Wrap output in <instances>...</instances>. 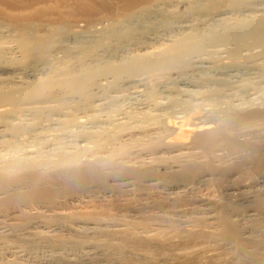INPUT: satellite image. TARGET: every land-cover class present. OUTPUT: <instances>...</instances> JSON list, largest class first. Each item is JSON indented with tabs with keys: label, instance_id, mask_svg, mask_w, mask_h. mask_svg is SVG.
Returning <instances> with one entry per match:
<instances>
[{
	"label": "bare ground",
	"instance_id": "6f19581e",
	"mask_svg": "<svg viewBox=\"0 0 264 264\" xmlns=\"http://www.w3.org/2000/svg\"><path fill=\"white\" fill-rule=\"evenodd\" d=\"M195 1L191 3L190 6L192 7L189 6V8L190 10L194 9L196 13L203 10L202 5L207 1L210 9L219 10L215 15L219 16L217 20L228 18L230 14L229 18H234L232 23L227 22L222 25L223 35H212L210 37L212 42L247 44L250 39L254 41L255 39L256 41L259 40V38L262 39L264 13L260 14L257 19L244 14V12L239 10L241 0ZM171 2L172 0H0V37L2 40L9 38L5 31L12 34L10 36H13L12 39L17 42L20 54L23 55L22 58L25 62L27 61L25 65L31 69L38 62H42L43 59L41 60L42 56L40 53L45 44L47 45L48 43L49 45L55 39V36L59 32L65 31L66 27L72 25L74 19L78 16L86 17L87 23L89 22L87 25L92 24L90 27L100 24L105 27L106 24L108 26L111 25V22H115L111 25V27L114 26L115 28L118 23L123 24L125 21H128L129 24H133V21H135L134 24H142L146 18L150 19L157 13L164 12L163 7H169ZM256 9L254 12H259V9L261 10L263 7H256ZM213 14L215 12H212V16ZM196 15L199 16V14ZM157 23L159 24V22ZM226 30L227 32L225 33ZM2 32H4L6 38H3ZM199 36L189 35L186 38H178L168 48L155 55L156 61L155 58L154 61L147 63L144 60L143 62L146 63L143 66L144 70L150 68L148 70L150 71L152 69L150 65L161 68L172 66L173 70V60L180 59V57L183 59L191 52L193 53V51L200 52L192 43ZM261 39L260 43H262ZM192 48L195 49L188 51V49ZM135 59H132V61L136 64L138 58ZM143 62L141 61V63ZM35 68L29 71L36 73L37 69L35 70ZM127 68H124L125 72ZM128 69L130 71V67ZM131 70L130 73L133 72L131 73L132 76L138 73V70L135 69L137 72L134 74L133 65ZM142 71L141 69L139 72L143 74L147 70L143 73ZM253 71L254 69L241 70L237 66H228L226 71L220 70L218 73L221 76L228 77L227 81L231 82L239 78L241 74L254 73ZM127 72L126 74L129 73ZM1 74L3 75V73ZM31 75H33L32 72ZM19 79L21 80L19 83L24 84L34 81V79L33 81H25L27 79L22 80L20 77ZM182 79L187 84L190 83V85L195 81L189 76H185ZM35 84H37L36 82L34 86H37ZM144 91H146L145 97L148 100L153 99L158 94H156V90L153 87L152 89L150 87L147 90L144 89ZM40 96L43 95L40 94L30 98L37 100L39 97L40 100ZM39 100L37 102L41 103L42 101ZM23 101L21 102L23 103ZM22 103L18 104L22 105ZM24 103L27 104V102ZM18 104L2 103L0 104L2 108L0 112H11L13 108L9 106L18 107ZM201 113L193 111L188 112L184 116L181 115L182 117L177 116V118L175 116V118L173 116L174 118H166L160 126L147 128L139 126L137 128L135 126L123 132L122 144H119V146L117 144L115 148L112 145L111 147L114 148V151L110 147L111 152L108 150L109 146L104 145L106 144L105 142L104 144L100 143L101 147L93 148L89 146V143H93L92 140L82 134H78V136H81V138L78 137L80 140L83 138L82 143H79L81 148L70 151L69 153L72 154L62 155L56 165L49 161H44L49 159L45 154L51 152L46 149H34L32 146H37L34 143L26 145L29 148H25L26 150L23 152L24 155L22 157L17 152L19 154L16 153V158H6V154L15 151L16 146L13 147V138L18 135H23L22 137H24L32 134V132L27 130L26 127L28 125L26 127L12 128L16 123L0 121V264H38L42 257H39L41 258L40 260L37 259L39 260L38 262L31 258L37 243H43V245L48 243L45 247L51 245L53 248L55 247L56 251L64 250L68 245H73L76 248V246L78 247L81 244H86L88 248L98 249L97 251L105 249V253L110 251V256L108 255L109 253L104 254L103 257L108 255L105 259L94 254L95 251L91 250L92 255L85 252L89 255L87 257L84 256V259L81 257L75 262H73V259L72 261L68 260L69 254L65 255L67 253L63 252V254L59 251L60 255L56 254L58 257H55V259L57 258L55 263L60 261L58 262L60 264H101L103 261L109 262L119 259L117 258L118 256H123L122 259L125 260L127 258L126 262L129 261V264H137L139 262L141 264H216L219 261H222L221 263L223 264H264V205L254 206L252 215L255 214V216L251 219L253 221H251V227L245 231L240 229L242 228L240 227L242 223L239 226L236 221L238 219L235 220L234 218L235 223L232 219L233 217L231 218L232 213L235 214L237 212L238 214V210L235 207L236 204L234 203L235 205H233L229 198L233 196H236V198H239V196L243 197L245 191L237 188L240 179H228L231 173L235 174L234 172H236L238 175L237 172L245 170L242 169L243 164H246V166L247 164L252 165L250 167L255 170L254 173L261 170L263 172L264 132L256 130L252 135L250 134L248 140H240L234 125L237 126L239 123L252 118L263 119L264 112L258 110L249 114H236L228 117L222 124L214 123L212 119L209 121L204 120L206 116L203 115V117ZM88 115L87 113V115L84 114L83 116H87L86 119L88 120ZM77 117L72 121L76 119L77 122ZM89 119L91 118L89 117ZM80 121L82 122L83 120L80 119ZM70 141H66L68 142L67 144H70ZM76 141L79 142L78 140ZM129 141L133 144L131 147L138 148L136 152L139 151L140 153L141 151L140 154L148 152L151 155H149L151 161L146 159L149 162L146 160L144 162L141 161L142 157H138L140 158L139 162L137 164L132 163L134 156H131V154L133 155L132 152L135 149L132 147L134 149L132 152L128 149L130 144L128 143L129 146L125 144ZM58 142L59 140H57V143L54 140V145L58 144ZM67 144L64 147H68ZM132 148L131 150H133ZM224 151L227 155L233 154V157L237 156L235 157L237 159H233V161L230 157L229 159L231 160L228 162V156H226L227 160L224 159ZM222 160H226L228 163H223ZM241 173L243 174L244 172L239 174ZM215 176H217L215 181L219 187V189H216L217 191L213 188L212 190L210 187L214 193L211 192L208 196H205V193H203L204 196L194 193V191L201 188L199 187L200 185L207 186L211 184L209 183L211 180V182L215 183L213 181ZM227 187H231L236 191L223 192ZM196 188L197 190H195ZM104 190V193H106V190L112 191L118 197L123 198L115 197V199L114 195L110 194L109 196L115 199L114 202L116 204L121 201L123 203L124 199L127 202L128 196H134L136 203L130 204L127 202L128 206L126 209H128H125L126 212L124 213L123 211V214L121 212L115 214H108L107 212L97 213V211L95 213L83 212L84 214H82L79 209L81 214L71 213V211L48 213L51 207L54 206L56 209V204L63 197L73 206H79L81 203L85 205V203L88 204V202L93 201L91 198L98 196L101 193L100 191ZM262 191L264 193V188ZM153 195L164 200H159L160 198L158 199V197L154 199ZM224 198H227L232 203L227 202ZM255 198L254 201L257 204L261 201L262 196ZM126 202L123 204L125 205ZM60 204L63 203L61 202ZM123 204L121 205L120 203V206H124ZM151 207L152 209L154 207L157 208V212L154 214V211V215L148 217L150 215L146 214V211H149L148 209ZM119 208L118 210H121ZM122 210L124 209L122 208ZM143 211H145L146 216L145 214L142 216L141 212ZM140 214L142 217H139ZM78 223H83L84 227L90 226L91 230L101 232L102 235L105 233V236L109 238L105 237V239L99 240L97 239L98 237H94L96 239H87L88 237L83 238L82 236L81 239L78 237V233L80 231L82 233L83 229H79L82 226L78 225V227ZM186 225H190V229H188V226L187 231L185 229L180 230L184 233L180 235L178 229L186 228ZM41 226L43 227V232L39 229ZM54 227H65L74 231L77 237L70 238V235L69 238L62 237L61 234H57ZM30 228L34 229L29 230ZM62 231L64 233V229ZM172 231L177 232L179 235H169V232ZM246 231L247 235H245ZM100 239L102 238L100 237ZM32 246L33 251L30 250ZM217 246L222 248V250H218H221L222 253L217 252ZM185 251L186 254L183 255ZM213 251L215 254H213ZM201 254L203 255L201 256ZM203 258L205 261H203ZM105 263L108 264L107 262Z\"/></svg>",
	"mask_w": 264,
	"mask_h": 264
},
{
	"label": "rangeland",
	"instance_id": "374dc122",
	"mask_svg": "<svg viewBox=\"0 0 264 264\" xmlns=\"http://www.w3.org/2000/svg\"><path fill=\"white\" fill-rule=\"evenodd\" d=\"M193 1L196 2L195 0H192L191 2L190 0H172L170 3L172 4L171 6L169 4V7H163L164 12H159L150 19L146 18L145 22L142 24H134L135 21L132 22L133 24H129L128 21H125L123 24H115L117 25L115 28L114 26L111 27V25L115 22H111V25L108 26L106 24L105 27H103V24L90 27L92 24L90 23V25H87L89 22L87 23L86 17L78 16L74 19L72 25L66 27L65 31H62V33L59 32L55 36V39L51 41L52 43L50 42V46L47 43L43 49L41 47L42 50L40 54L42 56L41 60H43L42 62L40 61L37 63L35 66L36 68L33 67L35 70L37 69L36 73L29 71L33 68L30 69L25 65L27 61L25 62L22 58L23 55L20 54V49L18 48V44H16L17 42L12 39L13 36H10L12 34L5 31V34L7 36L9 35V38H11L9 39L8 37L6 38L4 32H2L3 38H6V40H2L0 37V41L2 40L3 42L0 43V48L2 50H0V52H2L0 53V104L13 103L16 105L18 103L21 104V101L24 99L25 100L23 101L22 105L18 104V107L8 105L13 109H11V112H0V121H12V124L16 123L14 126H12V128L19 126L26 127L28 125V127H26L27 130H31L32 132V134L25 135L24 137H22L23 135H18L17 137L13 138V147L16 146L15 151H11L9 153L13 156L6 154L7 157H5L13 159L17 152H19L20 154H17L22 157V155H24L23 152L26 150L25 148H29L26 145L34 143L35 145L37 144L35 147L32 146L34 149H46L50 151L51 153L45 154L49 159L44 161H49L54 163L53 165H56L59 163L60 157L62 155L72 154L69 152L74 151L76 148H81L79 143H82L83 138L80 140L79 138H81V136H78V134H82L86 136V138L92 140L93 143H89V146L93 148L101 147L100 143L104 144L105 142L106 144L104 145L109 146L108 150L111 152L112 145L115 148L117 144L118 146L119 144H122V134L126 130H130L135 126H137V128L138 126L141 128L160 126L166 118H174L175 116L182 117L188 114V112H202V116H206L204 120L209 121L212 119L214 123L217 124L224 123L228 117L236 114H249L258 110L264 112V30L263 33H261L263 34L261 35L262 39L259 38L257 41L256 39L255 41L250 39L247 44L236 42H227L228 44L223 42H212L210 37L212 35H223L222 33L224 30L222 25L227 22L232 23L234 18L230 19V14L228 18L217 20L219 16L215 15L219 10L210 9L208 7L207 1L203 3L202 11L197 13L194 12V9H191L193 10L191 11L189 6L191 3H194ZM256 7H263V9H259V12H254V10H257ZM239 10L244 12L246 15L252 16L253 19H257L260 14L264 13V0H241ZM212 12H215L213 16ZM196 14H199V16ZM157 22H159V24ZM226 32L227 30L225 33ZM189 35H200L196 40H193L194 42L192 41V43H194L193 46L195 45L197 47L196 49H198L200 52H194L193 50L195 48L188 49V51H193V53L191 52V54L185 56L183 59L180 57V59H176L177 61L173 60L174 62H172V64L174 66H178H173V70L172 66H165L161 68L154 67L153 65H150L153 70L151 69L148 71L150 68H147V71L144 70V64L154 61L156 54L168 48L169 45H171L175 40H178V38H186ZM260 39L262 43L259 42ZM254 43L257 44L255 45ZM135 58H138V60ZM132 59L136 60V64L134 61H132ZM140 59L142 62L146 60V63H141ZM132 65L134 70H138V76H136L137 74L132 76L131 73L133 72L130 73V71H132ZM228 66H237L241 70L254 69V73L246 75L241 74L239 78L229 82L227 81L228 77L221 76L218 73L220 70L226 71ZM125 67H130V71L127 68L128 70L126 69V72L128 71L131 75L128 72L127 73L133 78H130V76L126 74L124 70ZM174 68H176V70H174ZM141 69L143 70L142 73L144 71L146 72L141 74V72H139ZM31 72L33 75H31ZM136 72L137 71L135 70L134 74ZM154 72H156V74H154ZM1 73H3V75ZM183 74L185 76H189L196 82L194 81V83L191 85L188 83V85L187 82H184L182 79L185 77ZM35 76L37 77L35 78ZM19 77L22 80L27 79L25 81H33V79L34 81L30 83L27 82L25 84L19 83L21 82ZM35 82L37 83L35 84L37 86H34ZM136 85L138 86L136 87ZM149 87L150 89L153 87V89L156 90V94H158L153 99L148 100L145 97L146 91H144V89L147 90ZM138 90H140V92H138ZM40 94L43 96H40V100L38 97L37 100L42 101L41 103L37 102L36 99L30 98ZM24 102H27V104ZM29 102L33 104H30ZM1 109L2 108L0 107V111ZM86 111L89 115L92 114L91 116L88 115V120L86 119L87 116H83L84 114L87 115ZM75 117L78 118L77 122L76 119L75 121H72ZM89 117L91 119H89ZM80 119L83 121L81 122ZM260 119L261 118H252L251 120H246L239 123L237 126L234 125L237 134H239L240 140H248L250 138V134L252 135V133H254L256 130L258 132H264V118L261 120ZM76 133L77 135H75ZM70 139L72 143L74 142L73 144L71 143ZM54 140L56 143L57 140H59L58 144L54 145ZM66 141H70V144H67L68 142ZM66 144L68 147H64ZM125 145L130 147L127 148L130 149L131 152L135 149V151L132 152L133 155L131 154V156H134L132 163L137 164L141 157V161L145 162L146 159L151 161V155L148 154V152L145 153L142 151L145 154H140L141 151L140 153L139 151L136 152L138 148H134V146H132L134 148L133 149L131 147L133 144H131L130 141ZM18 146H21L20 149ZM114 148H112L113 151ZM131 148L133 150H131ZM223 153H225L224 159L227 160L226 156H228V162H230L229 160L231 159H237L235 158L237 156L233 157V154L227 155L225 151ZM164 155L166 156V154ZM230 157L231 159H229ZM226 160H222V162L224 163ZM250 166L252 167L250 164H247V166L246 164H243L242 169L245 170L237 172L238 175L236 172H234L235 174L231 173L228 176L229 180L230 178L232 180H235V178L238 180L240 179L238 184L239 186L237 188L245 191L243 197L239 196V198H236V196H233L232 198H229V200L233 202V205L236 204L235 207H237L238 210V214L237 212L235 214L232 213L231 218L233 217V221L238 219L236 221L239 223V226L242 223V226H240L242 228L240 229L244 231L251 227V219L255 216V214L252 215V209L254 206L256 207L260 204L264 205V193L262 191L264 188V170L263 172L261 170L254 173L255 170L253 169V171ZM240 172H244V175L242 173L239 174ZM216 177L217 176L214 177L213 181L216 180ZM211 181L209 182L211 184H208L207 186L200 185L199 187L201 188L198 189L199 191L197 190L199 187H197L195 189L197 191H194V193L198 194L199 196L200 194L204 196L203 193H205V196H208L211 194V192L214 193L212 190H216L217 188L219 189V187L216 181V184ZM210 187L213 189L211 190ZM227 188L225 189L226 191L223 189V192L227 193L228 191L234 190L231 187ZM100 192L102 194L99 193V195L97 194L98 196L91 198L93 201L88 202V204L85 203V205L84 203H81L79 206L74 205L75 207L69 201H66L65 197H63L61 201L58 202L59 205L56 204V209L53 206L51 207V210L49 209L48 213L50 212L53 214L55 212L64 213L71 211V213L84 214L90 212L95 213L97 211V213L107 212L108 214H115L121 212V214H123L122 212L124 211L125 213L128 209H126L128 206L127 202L130 204L133 202L136 203L134 196H128L127 202L126 199H124V202H126L127 205H124V202L122 203V201L119 202V204H116L114 202L116 199L115 197H118L116 193H113L112 191L109 192L108 190H106V193H104L105 190ZM110 194L114 195L115 199H112L113 197L109 196ZM260 195L262 196V199L256 204L254 201L256 199L255 197ZM163 196L165 197V195ZM153 197L156 199L158 196L153 195ZM64 198L65 200L62 201ZM118 198L123 199L120 197ZM159 198L160 197H158V199ZM109 199L113 202H111ZM162 199L163 198H160L159 200ZM224 199H226L227 202L229 201L227 198ZM61 202L63 204H60ZM120 203L124 206H120ZM118 205L121 208H119ZM152 207L148 209L149 211H146V214L150 215H147L148 217H151L157 212V208L154 207L153 210ZM118 208L121 210L123 208L124 210L121 211L118 210ZM78 209L80 212H82L79 213ZM143 212H141L142 216L145 214V211ZM142 216L141 214L139 215V217ZM78 225L82 226L79 228L80 230L83 229L82 233H80L81 231L78 233V237L81 239L82 236L83 238L88 237L87 239H96L98 237L97 239L99 240H103L105 237H107L105 236V233L102 235L101 232H94L93 229L91 230L90 226L84 227L83 223H78L77 226ZM188 226L186 225V228L182 227L183 229H178V233L180 235L184 234L183 231L180 230L185 229L187 231L190 229V225ZM54 228H56L57 234H61L62 237L69 238V235L70 238L77 237L74 231H71L65 227ZM33 229L30 228L29 230ZM39 229L43 232L42 226L39 227ZM39 229H37V231H39ZM63 229L64 233L62 231ZM178 233L172 231L169 232V235L172 234L173 236H178ZM245 235H247V231L245 232ZM100 237L102 239H100ZM46 244L48 243H45L44 245L43 243H37V245L35 244L36 247L34 246V251L33 246L30 249L33 251L31 258L34 259V261L38 262L41 259L39 257L44 259H41L38 264L40 262V264H46L45 262L50 264H60L58 263L60 261L55 263L57 259H55V257L58 254L60 255L59 251L62 253H67L65 255L69 254L68 256L70 258L67 256L66 257L69 261H72L73 259V262H75V260L78 261V259L81 257L84 259V256L87 257L89 254L92 255L93 253L91 252L93 250L95 251H93L94 254H97L101 257H103L104 254H108L110 252L108 251L105 253V249H99V251H97L98 249L90 247L88 248L86 244H81L78 247L76 246V248L73 247V245H68L66 248H64V250L61 249L56 251L55 247L53 248L51 245H47L45 247ZM219 249L222 250L220 246H217V252L222 253L221 250L218 251ZM179 253L181 254V252ZM50 254L53 255L51 256ZM185 254L186 251L183 252V255ZM213 254H215V252ZM108 255L110 256V253ZM108 255L105 256L108 257ZM202 255L203 254H201V256ZM106 257L103 258L106 259ZM117 258L119 259H114L109 262L103 261L101 264H106L105 262L108 264H129V261L126 262L127 258L126 260L122 259L123 256H118ZM115 261L117 262L115 263ZM203 261H205L204 258ZM221 262L219 261L218 263L223 264ZM218 263L216 262V264ZM137 264L141 263L139 262Z\"/></svg>",
	"mask_w": 264,
	"mask_h": 264
}]
</instances>
